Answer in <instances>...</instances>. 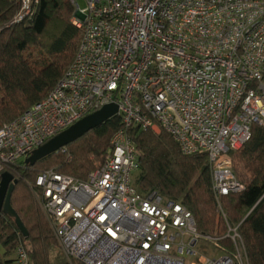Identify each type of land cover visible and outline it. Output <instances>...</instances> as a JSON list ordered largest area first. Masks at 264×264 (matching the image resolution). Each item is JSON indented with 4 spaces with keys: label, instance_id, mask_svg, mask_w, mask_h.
<instances>
[{
    "label": "built area",
    "instance_id": "1",
    "mask_svg": "<svg viewBox=\"0 0 264 264\" xmlns=\"http://www.w3.org/2000/svg\"><path fill=\"white\" fill-rule=\"evenodd\" d=\"M69 1L81 31L76 54L44 99L0 127V177L114 104L121 127L85 180L54 170L36 179L63 255L81 264H247L238 226L204 236L184 206L136 190L139 157L129 130L164 131L182 155H207L224 218L220 199L243 190L229 153L249 140L252 126L264 127V0H83V8ZM37 3L19 0L10 24L30 19ZM221 239L234 251L200 254V241ZM13 263L28 264L21 243Z\"/></svg>",
    "mask_w": 264,
    "mask_h": 264
},
{
    "label": "trees",
    "instance_id": "2",
    "mask_svg": "<svg viewBox=\"0 0 264 264\" xmlns=\"http://www.w3.org/2000/svg\"><path fill=\"white\" fill-rule=\"evenodd\" d=\"M19 5V0H0V127L53 90L72 63L81 39V31L71 22L74 9L69 0H38L30 19L10 24ZM120 127L114 117L66 146L64 152L52 154L34 166L21 161L12 167L10 172L17 173L19 179L10 205L28 235L22 237L13 220L0 216V244L6 256L21 243L28 264H67L50 261L56 242L27 184L36 189L37 177L48 170L85 180L91 159L107 155L110 139ZM129 135L139 157L134 180L138 192H156L181 204L190 211L197 231L204 236L222 237L227 225L238 226L247 264H264V127L252 126L249 140L240 150L229 153L232 174L243 190L220 199L225 219L212 192L207 155H182L164 131L131 129ZM217 245L227 252L234 251L229 239H221ZM0 264L14 263L0 260Z\"/></svg>",
    "mask_w": 264,
    "mask_h": 264
},
{
    "label": "water",
    "instance_id": "3",
    "mask_svg": "<svg viewBox=\"0 0 264 264\" xmlns=\"http://www.w3.org/2000/svg\"><path fill=\"white\" fill-rule=\"evenodd\" d=\"M117 115V106L114 104L106 105L100 110L85 116L80 121L59 133L45 144L31 152L24 159V164L34 166L38 161L59 152L62 148L75 143L89 131L101 126ZM17 184L10 173L4 172L0 177V216L13 220L15 227L18 229L22 237H27V231L22 225L20 219L10 205V196L14 186Z\"/></svg>",
    "mask_w": 264,
    "mask_h": 264
},
{
    "label": "rangeland",
    "instance_id": "4",
    "mask_svg": "<svg viewBox=\"0 0 264 264\" xmlns=\"http://www.w3.org/2000/svg\"><path fill=\"white\" fill-rule=\"evenodd\" d=\"M78 4H79L80 8L84 7V1L83 0H79ZM104 158L105 157H100L98 160L91 159L92 167H91V170L89 172H91L97 166H99L103 162ZM65 160H66V162H69L70 158L66 156ZM8 173H10L15 179H17V180L19 179L17 173H12V172H8ZM135 176L136 175H133V177H132L133 186H135L134 185ZM27 186H28V188L32 194V198L36 204L37 209L39 210V213L42 215V217L45 219L46 223L49 225V223L47 222V220H46V218H45V216L41 210V207H40V194H39L38 190L34 189L33 185H31V184H27ZM49 227H50V225H49ZM52 234H53V232H52ZM53 237H54V235H53ZM54 239H55V237H54ZM55 242H56V247L51 249V251H50V261L52 263H57L58 261H61V262L64 261L67 264H75V261L69 260L63 255L61 247L58 244L56 239H55ZM198 246H199L200 254H203L204 256L205 255L206 256H218V255H221L222 253L225 252V249L223 247H221L220 245L219 246L215 245V243H213L211 241H200ZM11 255L14 258V251Z\"/></svg>",
    "mask_w": 264,
    "mask_h": 264
},
{
    "label": "crops",
    "instance_id": "5",
    "mask_svg": "<svg viewBox=\"0 0 264 264\" xmlns=\"http://www.w3.org/2000/svg\"><path fill=\"white\" fill-rule=\"evenodd\" d=\"M0 260H2V261H13L14 260L12 255H10V256L5 255V251H4L3 247L1 246V244H0Z\"/></svg>",
    "mask_w": 264,
    "mask_h": 264
}]
</instances>
